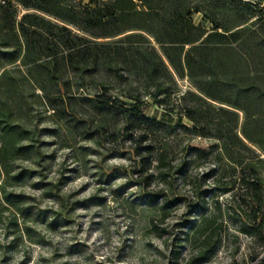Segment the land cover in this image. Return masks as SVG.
Returning <instances> with one entry per match:
<instances>
[{"label":"trees","instance_id":"1","mask_svg":"<svg viewBox=\"0 0 264 264\" xmlns=\"http://www.w3.org/2000/svg\"><path fill=\"white\" fill-rule=\"evenodd\" d=\"M177 79L190 86L181 95L190 125L180 126L218 141L196 150L214 152L205 176L226 196L215 211L203 201L186 236L213 249L228 216L264 264V0H0V176L16 160L42 171L39 126L50 122L66 146L94 135L132 142L147 172L141 188L154 175L181 174L165 122L148 116L141 99L142 91L168 94ZM116 82L121 97L108 95ZM143 197L168 216L166 201L155 207L156 195Z\"/></svg>","mask_w":264,"mask_h":264},{"label":"rangeland","instance_id":"2","mask_svg":"<svg viewBox=\"0 0 264 264\" xmlns=\"http://www.w3.org/2000/svg\"><path fill=\"white\" fill-rule=\"evenodd\" d=\"M193 18L205 25L199 14ZM189 88L187 80L177 79L168 94L142 91L144 112L165 122L172 163L182 169L166 181L154 175L143 188L138 182L147 172L129 140L110 142L102 136L95 141L94 135L75 143L68 140L66 146L55 124H40L42 171L16 160L11 174L0 176V264H191L194 259L193 264H255L262 254L257 255L250 238L234 231L228 216V231L218 235L213 249H198L186 236L203 201L207 211H215V199L224 203L226 197L212 185L213 176H205L215 165L214 152L204 157L196 150L215 149L218 141L180 126L190 125L181 117L186 104L181 95ZM123 89L113 83L108 95L121 97ZM148 193L156 195L155 207L167 202L164 220L145 202ZM150 219L155 229L149 228Z\"/></svg>","mask_w":264,"mask_h":264},{"label":"built area","instance_id":"3","mask_svg":"<svg viewBox=\"0 0 264 264\" xmlns=\"http://www.w3.org/2000/svg\"><path fill=\"white\" fill-rule=\"evenodd\" d=\"M226 264H235V263H226Z\"/></svg>","mask_w":264,"mask_h":264}]
</instances>
